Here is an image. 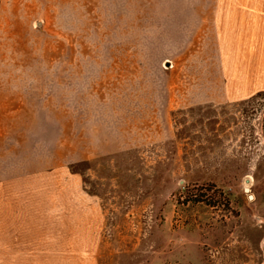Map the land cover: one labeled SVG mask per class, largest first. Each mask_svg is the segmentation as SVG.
Instances as JSON below:
<instances>
[{"label": "rangeland", "instance_id": "obj_1", "mask_svg": "<svg viewBox=\"0 0 264 264\" xmlns=\"http://www.w3.org/2000/svg\"><path fill=\"white\" fill-rule=\"evenodd\" d=\"M263 5L0 0V264H264Z\"/></svg>", "mask_w": 264, "mask_h": 264}, {"label": "crops", "instance_id": "obj_2", "mask_svg": "<svg viewBox=\"0 0 264 264\" xmlns=\"http://www.w3.org/2000/svg\"><path fill=\"white\" fill-rule=\"evenodd\" d=\"M257 1V0H256ZM248 4L246 3V6H247ZM255 6V5H254ZM264 6V5H263ZM254 12V10H252L251 11V13H253ZM253 14H255V13H253ZM252 14V15H253ZM259 15H260V17H259V23H261V21H260V19H261V17H262V15L263 14H261V13H259ZM255 36H253L252 34H251V36H252V38H254L255 40H256V37L258 38V40L261 38V33H262V31L259 29L258 31L257 30H255ZM226 35V34H225ZM225 38H227V39H230V37H228V36H224ZM251 39V38H250ZM261 44V43H260ZM231 76V75H230Z\"/></svg>", "mask_w": 264, "mask_h": 264}]
</instances>
